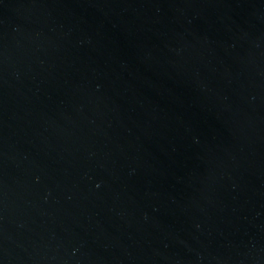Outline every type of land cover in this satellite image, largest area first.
<instances>
[{"label": "water", "instance_id": "95a60500", "mask_svg": "<svg viewBox=\"0 0 264 264\" xmlns=\"http://www.w3.org/2000/svg\"><path fill=\"white\" fill-rule=\"evenodd\" d=\"M0 264H264V0H0Z\"/></svg>", "mask_w": 264, "mask_h": 264}]
</instances>
